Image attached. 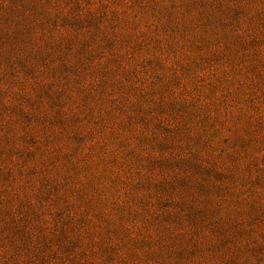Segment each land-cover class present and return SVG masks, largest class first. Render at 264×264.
Masks as SVG:
<instances>
[{"label": "rangeland", "instance_id": "rangeland-1", "mask_svg": "<svg viewBox=\"0 0 264 264\" xmlns=\"http://www.w3.org/2000/svg\"><path fill=\"white\" fill-rule=\"evenodd\" d=\"M0 264H264V0H0Z\"/></svg>", "mask_w": 264, "mask_h": 264}]
</instances>
